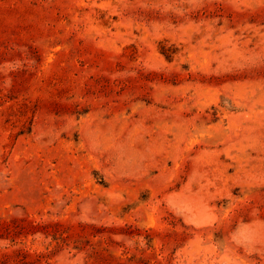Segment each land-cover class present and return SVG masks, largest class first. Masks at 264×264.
I'll use <instances>...</instances> for the list:
<instances>
[{"label":"rangeland","instance_id":"rangeland-1","mask_svg":"<svg viewBox=\"0 0 264 264\" xmlns=\"http://www.w3.org/2000/svg\"><path fill=\"white\" fill-rule=\"evenodd\" d=\"M0 264H264V0H0Z\"/></svg>","mask_w":264,"mask_h":264},{"label":"trees","instance_id":"trees-1","mask_svg":"<svg viewBox=\"0 0 264 264\" xmlns=\"http://www.w3.org/2000/svg\"><path fill=\"white\" fill-rule=\"evenodd\" d=\"M167 55H169L167 52H165Z\"/></svg>","mask_w":264,"mask_h":264}]
</instances>
